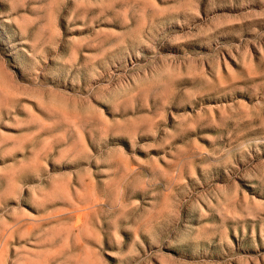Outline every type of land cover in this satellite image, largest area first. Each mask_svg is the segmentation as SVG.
<instances>
[{
  "label": "rangeland",
  "instance_id": "obj_1",
  "mask_svg": "<svg viewBox=\"0 0 264 264\" xmlns=\"http://www.w3.org/2000/svg\"><path fill=\"white\" fill-rule=\"evenodd\" d=\"M0 264H264V0H0Z\"/></svg>",
  "mask_w": 264,
  "mask_h": 264
}]
</instances>
